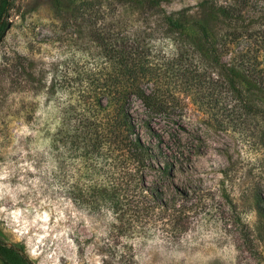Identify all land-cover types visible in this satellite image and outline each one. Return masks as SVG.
I'll use <instances>...</instances> for the list:
<instances>
[{
	"label": "rangeland",
	"instance_id": "rangeland-1",
	"mask_svg": "<svg viewBox=\"0 0 264 264\" xmlns=\"http://www.w3.org/2000/svg\"><path fill=\"white\" fill-rule=\"evenodd\" d=\"M11 7L0 41V241L32 264H264V82L240 71V83H250L241 99L214 62L219 55L234 64L239 51L263 42L264 0H11ZM147 43L160 48L156 59L169 74L183 71L176 105L184 109L166 122L185 128L193 170H171L173 184L162 185L176 198L170 213L183 216L162 209L118 227L110 212L89 216L59 191L45 133L69 107H94L108 48ZM190 79L191 88L180 84ZM132 107L135 119L144 115L140 100ZM109 245L114 262L103 251Z\"/></svg>",
	"mask_w": 264,
	"mask_h": 264
},
{
	"label": "trees",
	"instance_id": "trees-1",
	"mask_svg": "<svg viewBox=\"0 0 264 264\" xmlns=\"http://www.w3.org/2000/svg\"><path fill=\"white\" fill-rule=\"evenodd\" d=\"M139 2L149 6L157 0ZM11 10V0H0V41L9 27ZM168 24L181 27L172 18ZM202 34L204 38L211 37L208 29H203ZM262 41L239 51L234 64L214 55L223 84L241 99L250 83L245 80L240 83V71L247 73L252 84L264 82ZM160 52V48L150 43L123 44L119 50L108 48L103 57L107 79L100 93L95 91L94 107L80 111L69 107L61 113L60 123L45 133L59 191L78 211L89 216L110 212L118 227L135 219L152 218L162 209L169 217L183 216L181 211L170 213V203L176 198L168 199L162 187L173 184L167 179L171 170H193L181 132L185 128L166 122L184 109L176 105L182 95L176 80L183 71L177 69L169 74L156 59ZM188 82L180 84L189 89L191 79ZM134 99L144 105L141 118L133 116ZM99 100H105L106 105L96 107ZM155 172L160 179L150 183L147 178ZM109 247L103 251L114 262L118 255L108 251ZM0 258L5 264H32L16 248L1 241Z\"/></svg>",
	"mask_w": 264,
	"mask_h": 264
}]
</instances>
